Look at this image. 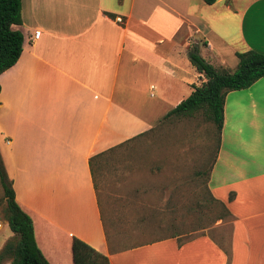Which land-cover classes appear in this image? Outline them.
Returning <instances> with one entry per match:
<instances>
[{
  "label": "crops",
  "instance_id": "crops-1",
  "mask_svg": "<svg viewBox=\"0 0 264 264\" xmlns=\"http://www.w3.org/2000/svg\"><path fill=\"white\" fill-rule=\"evenodd\" d=\"M21 17L22 54L0 75V155L46 260L73 264L76 238L110 264H264V77L227 94L208 177L233 216L228 246L202 235L115 250L88 163L205 81L191 47L229 71L237 53L264 55V0H22Z\"/></svg>",
  "mask_w": 264,
  "mask_h": 264
},
{
  "label": "rangeland",
  "instance_id": "rangeland-1",
  "mask_svg": "<svg viewBox=\"0 0 264 264\" xmlns=\"http://www.w3.org/2000/svg\"><path fill=\"white\" fill-rule=\"evenodd\" d=\"M161 120L153 131L116 151L98 176V199L112 247L125 250L202 235L228 246L233 217L211 200L204 172L216 154L215 128L200 114ZM0 231V239L12 235L4 223Z\"/></svg>",
  "mask_w": 264,
  "mask_h": 264
},
{
  "label": "trees",
  "instance_id": "trees-1",
  "mask_svg": "<svg viewBox=\"0 0 264 264\" xmlns=\"http://www.w3.org/2000/svg\"><path fill=\"white\" fill-rule=\"evenodd\" d=\"M203 1L207 5H212L218 0ZM21 10L22 0H0V75L17 63L23 51L24 36L15 29L22 24ZM236 57L238 65L234 71L216 69L202 58L197 47H191L188 51L189 62L198 73L204 75L205 81L200 86L194 87L191 95L167 113L161 121L165 123L180 119L189 120L200 114L206 123L215 128L218 149L227 94L247 89L264 77L263 54L248 51L237 53ZM151 131L153 128L125 143L90 157L88 163L97 195L98 176L103 165L107 164L116 151L123 148L125 144ZM211 169L212 163L208 170L204 171L207 178ZM210 197L214 203L221 205L227 214L232 216L224 204L214 200L211 195ZM0 210L3 220L7 222L13 234L0 252V264L7 260L10 264H50L36 245L31 217L16 202L13 181L6 171L1 155ZM71 251L73 264H110L106 255L79 239H73Z\"/></svg>",
  "mask_w": 264,
  "mask_h": 264
},
{
  "label": "built area",
  "instance_id": "built-area-1",
  "mask_svg": "<svg viewBox=\"0 0 264 264\" xmlns=\"http://www.w3.org/2000/svg\"><path fill=\"white\" fill-rule=\"evenodd\" d=\"M115 21L118 22V23H121V22H122L120 18H116ZM39 35H40L39 32H36V33H35V36H36L37 38L39 37ZM0 227H1V222H0Z\"/></svg>",
  "mask_w": 264,
  "mask_h": 264
}]
</instances>
